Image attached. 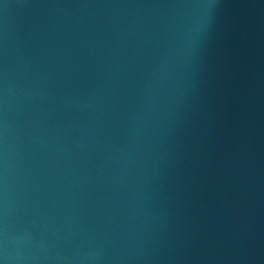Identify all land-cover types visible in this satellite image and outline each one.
Returning a JSON list of instances; mask_svg holds the SVG:
<instances>
[{
	"label": "water",
	"instance_id": "1",
	"mask_svg": "<svg viewBox=\"0 0 264 264\" xmlns=\"http://www.w3.org/2000/svg\"><path fill=\"white\" fill-rule=\"evenodd\" d=\"M0 264H205L172 0H0Z\"/></svg>",
	"mask_w": 264,
	"mask_h": 264
}]
</instances>
